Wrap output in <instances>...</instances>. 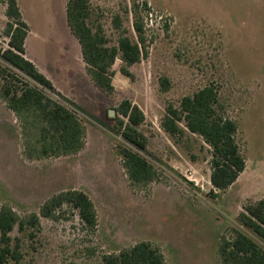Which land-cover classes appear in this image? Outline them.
<instances>
[{
    "label": "rangeland",
    "instance_id": "rangeland-1",
    "mask_svg": "<svg viewBox=\"0 0 264 264\" xmlns=\"http://www.w3.org/2000/svg\"><path fill=\"white\" fill-rule=\"evenodd\" d=\"M16 1L28 29L24 57L51 82L45 95L73 110L85 130L80 152L29 158L20 122L0 99V208L24 223L9 233L18 264H103L104 255L139 242L158 249L165 264H222L219 245L234 231L261 245L239 216L264 200V0H89V24L101 26L109 46L121 34L136 41L134 8L144 25L147 54L128 67L129 76L115 60L110 93L96 88L86 72L66 24L67 0ZM6 8L0 0V50L9 48ZM116 16L124 33L114 26ZM0 68V85L13 74L17 87L36 86L1 58ZM206 86L217 91V115L235 123L245 162L222 191L209 182L211 150L203 139L184 120L178 123L183 132L175 135L161 126L168 106L179 109L183 97ZM124 101L143 114L137 130L146 140L144 150L121 136L118 119H126L118 109ZM124 147L153 168V181L130 183L119 155ZM71 190L91 200L94 230L69 204L52 218L40 216L48 199ZM32 215L37 225L28 222Z\"/></svg>",
    "mask_w": 264,
    "mask_h": 264
},
{
    "label": "trees",
    "instance_id": "trees-1",
    "mask_svg": "<svg viewBox=\"0 0 264 264\" xmlns=\"http://www.w3.org/2000/svg\"><path fill=\"white\" fill-rule=\"evenodd\" d=\"M7 23L6 36L9 38L8 49L0 50V58L15 69L24 72L36 86L24 84L17 87L10 79L0 85V99L18 118L22 136L26 142L23 150L29 158L60 157L80 152L85 143V130L73 110L45 95L43 90H52L51 82L24 57V43L27 25L21 20L16 0H6ZM142 6L146 7V4ZM133 31L136 41L120 35L116 46H109L100 25L91 26L89 0H67L65 5L66 24L76 38L86 72L96 88L110 93L113 90L111 67L119 58L122 62L121 74L129 76L128 67L138 63L145 51L144 25L133 9ZM114 26L121 30L119 17L114 18ZM120 33H124L123 30ZM1 69V68H0ZM166 81L164 88H166ZM217 91L213 86H206L192 96L181 99L179 109L168 106L161 122L165 132L175 135L183 132L178 125L184 120L185 128L199 135L211 150V172L209 182L215 190L230 187L244 170L245 162L235 140L236 125L229 119L217 115ZM118 119L121 136L126 143L144 150L146 140L137 130L144 117L141 111L130 102L124 101L119 106ZM123 168L132 185L145 186L157 176L153 168L139 154L130 148L119 149ZM217 193L213 194L216 196ZM69 204L78 210L83 224L90 230L96 228V214L91 200L81 191L71 190L52 196L40 209V216L52 218L56 209ZM242 226L257 237L261 245L240 231H234L230 239H224L218 253L222 264H264V200L249 204L239 216ZM32 225L38 224V217L32 215ZM22 228L24 223L9 208H0V264L12 260L18 264V247H11L9 233L15 226ZM103 264H165L162 254L148 242H139L117 255H104Z\"/></svg>",
    "mask_w": 264,
    "mask_h": 264
},
{
    "label": "water",
    "instance_id": "water-1",
    "mask_svg": "<svg viewBox=\"0 0 264 264\" xmlns=\"http://www.w3.org/2000/svg\"><path fill=\"white\" fill-rule=\"evenodd\" d=\"M112 111L109 112V114H111Z\"/></svg>",
    "mask_w": 264,
    "mask_h": 264
},
{
    "label": "crops",
    "instance_id": "crops-1",
    "mask_svg": "<svg viewBox=\"0 0 264 264\" xmlns=\"http://www.w3.org/2000/svg\"><path fill=\"white\" fill-rule=\"evenodd\" d=\"M26 39V38H25ZM30 61V60H29ZM35 66V65H34ZM43 74V73H42ZM45 76V75H44Z\"/></svg>",
    "mask_w": 264,
    "mask_h": 264
}]
</instances>
